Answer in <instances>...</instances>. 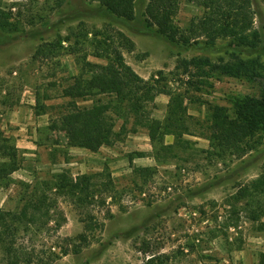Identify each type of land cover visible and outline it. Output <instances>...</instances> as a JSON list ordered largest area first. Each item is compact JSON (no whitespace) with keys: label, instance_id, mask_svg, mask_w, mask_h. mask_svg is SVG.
<instances>
[{"label":"rangeland","instance_id":"rangeland-1","mask_svg":"<svg viewBox=\"0 0 264 264\" xmlns=\"http://www.w3.org/2000/svg\"><path fill=\"white\" fill-rule=\"evenodd\" d=\"M80 1L100 7L84 0H66L61 8L55 0H0V133L18 149L20 166L0 183V208L18 210L63 171L72 177L106 171L112 190L103 205L97 201L84 212L57 198L58 212L44 231L20 233L16 244L32 264L60 254L83 233L89 244L78 254L70 248L52 264H143L151 255L167 257L165 264H258L264 254V217L255 219L256 201H233L232 196L264 177V133L243 156L231 150L215 154L203 128L179 139L168 135L163 143L173 145L172 157L164 160L145 130L122 134L112 147L94 153L71 147L60 119L67 104L62 89L79 73L68 52L77 48L80 25L89 39L102 27L125 36L133 48H120L124 63L143 81L156 79L170 90L187 92V114L199 127L208 123V104L231 114L236 102L264 92V0H251L254 28L242 46L226 38L176 45L150 34L142 23L148 0H136L137 19L129 24L101 17ZM201 15L200 8L183 0L174 24L183 31ZM87 42L81 54L103 64L92 57ZM45 45L58 46L59 54H37ZM191 60L200 65L185 64ZM167 103V96H157L148 106L150 116L162 120ZM121 124L118 120L116 131ZM46 196L54 198L51 192ZM259 200L264 202V196ZM87 216L96 224L91 231L85 230Z\"/></svg>","mask_w":264,"mask_h":264},{"label":"trees","instance_id":"trees-1","mask_svg":"<svg viewBox=\"0 0 264 264\" xmlns=\"http://www.w3.org/2000/svg\"><path fill=\"white\" fill-rule=\"evenodd\" d=\"M84 1L98 3L100 7L93 8L80 1L84 8L101 13V17L107 15L123 24L137 19L134 11L136 0ZM182 1L148 0L142 15V23L145 24L147 32L176 45L188 46L199 38L210 43L226 38L237 46H242L254 28L255 13L251 0H188L201 9L202 15L192 19L186 30H179L174 24V17ZM65 2L66 0H55L56 8H61ZM88 35L90 32L80 25L75 36L77 48L71 46L68 52L79 66V73L70 78L71 83L61 93V97L67 99V104L60 122L67 130V141L71 147L94 153L100 148L112 147L122 134L145 130L149 141L158 145L157 152L165 160L172 157L170 154L173 147L163 143L165 136L179 139L183 135H193L199 128L204 129L209 146L217 155L231 150L237 156H243L259 144L256 136L264 133V92L258 98H244L236 102L231 114L224 108L208 104V123L205 128L199 127L187 114V92L170 90L156 79L143 81L124 63L120 48H133V44L125 36L119 33L112 35L106 27L93 32L94 38L89 39ZM87 41L93 47L92 57L103 61V64L89 62L87 56L81 54ZM60 44L58 42L59 46ZM46 47L48 45L39 48L37 54H59L58 46L52 49ZM197 62L199 61L191 60L185 64ZM159 95L168 97L166 115L162 120L152 118L148 109ZM79 101H89L90 104L80 106ZM118 120L122 124L116 131ZM19 167L18 149L0 133V183L9 179ZM111 190L112 180L106 171L75 177L63 171L38 196L34 192L24 199L18 210L5 211L0 208V264L34 262L25 249L16 244V239L20 233L44 231L51 223L53 215L58 212L57 198L70 200L84 212V209L97 201L103 205ZM46 192H51L54 198L46 196ZM260 196H264V177L239 187L232 200L249 198L256 201V208L251 209L255 219L259 220L264 217V202L259 200ZM91 218L87 216L83 219L87 231H91L96 225ZM260 229L264 235V222L260 224ZM77 240L78 242L69 244L60 254L51 253L48 261H41L40 264L54 263L59 257L68 255L70 248L74 254L80 253L83 246L89 244L90 238L83 233L77 236ZM167 260L165 256L151 255L143 264H165ZM258 264H264V254L259 256Z\"/></svg>","mask_w":264,"mask_h":264}]
</instances>
